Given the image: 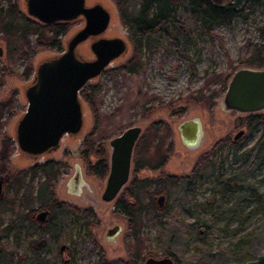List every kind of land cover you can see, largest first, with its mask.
<instances>
[{
  "label": "rangeland",
  "instance_id": "374dc122",
  "mask_svg": "<svg viewBox=\"0 0 264 264\" xmlns=\"http://www.w3.org/2000/svg\"><path fill=\"white\" fill-rule=\"evenodd\" d=\"M9 3H16L20 11L26 13L25 0H0V8ZM86 4H101L110 12L111 21L105 37L127 39L113 0H86ZM69 24V31L62 37L63 50L66 42L84 26V20L78 18ZM262 25L264 7L257 9L247 21L236 20L231 27L216 26L209 39L188 43L187 53L192 63L177 57L166 44H160L152 54H141L144 65L136 74L116 71L132 56V47L128 43L124 55L81 89L92 91L91 104L79 93L83 106L82 132L76 136H64L57 151L36 161L18 153L14 129L26 110L24 90L32 81L37 64L59 53L35 50V37L28 35L19 52L7 54L0 34V48L3 51L0 56V176H11L34 165L54 161L59 164V177L52 187L55 200L79 209H90L95 215L88 228L77 219L69 218L59 235L58 243L50 247L45 258L56 260L54 264H65L66 259L69 260L67 264H98L102 252L111 263L124 261L144 264L149 257H162L167 247V236L158 220L144 224L138 258L132 257L137 251L132 246L128 219L116 209V202L133 179L155 180L168 175L191 177L198 160L210 154L211 160L219 162L223 157L226 161L220 164L221 168L205 178L196 181L191 179L194 184L188 186L191 197L189 206L185 208L177 200H168L172 217L186 224L197 223L196 229L204 236L198 239L194 234L184 235L186 243L181 251L183 258L186 261L197 258L201 256V249L208 252L224 249L231 255L227 264H246L257 259V256L247 258L249 237L251 232L264 229V197L261 202L248 200L236 211H229L227 207L232 199L222 198L214 185L220 176L229 177L246 170L244 181L264 196V164L259 168H248L252 153L264 138V125L249 133V115L228 112L222 106L232 76L240 68L247 67L244 61L251 54V46L260 42L259 28ZM89 46L90 40L78 48L79 56L85 60L94 58ZM28 68L31 72L26 79L23 74ZM193 118L202 120L206 142L198 149L190 150L182 144L178 126ZM157 123L162 124L158 135H165L167 143H173L165 167L158 171L142 169L134 172L132 160L128 184L114 201L102 202L100 197L107 174L101 178L90 170L101 160V152H104L102 158L108 161L109 142L113 138L133 126L141 127V137L145 136L151 126ZM242 130H245L246 136L239 145L237 155L248 151L247 158L236 160L235 153L228 148L222 153L211 154L217 143L233 140ZM76 166L80 167L83 184L79 194L73 195L69 194V182ZM37 179L38 176L34 178V186ZM34 207L32 217L41 208L39 202H35ZM0 213L6 224L14 217L8 208L1 209ZM116 225L121 227V232L114 239L108 240L106 231ZM19 230L22 232L19 247H16V243L12 244L11 238H0V245L2 247L8 242L16 249L17 257L25 261L28 252L26 246L30 238L37 236V231H31L27 237L25 231L21 228ZM61 245L67 249L63 254L59 252ZM128 245L131 248L128 249ZM175 260L180 264L179 257H175Z\"/></svg>",
  "mask_w": 264,
  "mask_h": 264
},
{
  "label": "trees",
  "instance_id": "16d2710c",
  "mask_svg": "<svg viewBox=\"0 0 264 264\" xmlns=\"http://www.w3.org/2000/svg\"><path fill=\"white\" fill-rule=\"evenodd\" d=\"M116 4L118 16L122 26L126 30L127 41L132 47V56L125 65L117 70L128 71L136 74L142 69L144 62L141 54H152L160 46L166 44L174 54L186 62H193L187 53L189 42L207 40L216 26L231 27L236 20L247 21L257 10L264 7V0H230L225 5H216L212 0H113ZM69 23H56L42 25L27 17L20 11L16 3H9L0 8V34L4 42L7 54L19 52L28 35H33L35 50H52L56 53L63 51L62 37L69 31ZM260 42L251 46V54L244 61L250 68L264 67V25L259 28ZM194 65V63H193ZM31 69L23 74L29 78ZM92 91L81 90L80 96L91 104ZM212 98V97H211ZM261 123L264 124V116H251L248 118L249 133H252ZM162 124H153L148 134L138 140L133 157L134 172L142 169L158 170L163 168L173 150V143L165 140V135H158ZM155 139L157 142H155ZM230 140H222L217 143L211 154L223 152L225 148L235 153V159L247 158L248 151L243 155H237L240 146L231 143ZM101 160L90 168L93 174L104 177L108 172L107 160ZM249 163L250 169L259 168L264 164V138L260 140L252 153ZM226 161L221 157L218 161L210 159V154L201 157L196 163L190 179L201 180L215 170L221 168L220 164ZM59 164L49 161L27 170L20 171L10 176V182L5 189V196L0 202V210L8 208L14 217L5 223L0 213V238H11L16 247L21 244V230L27 233L31 225L29 215L34 210V203L39 202L41 207H49L52 215L59 219L58 229L65 228L69 218L77 219L81 225L88 228L94 220V213L90 209H79L65 203L50 205L53 183L59 177ZM243 170L232 176H220L214 187L220 196L232 199L227 210L236 211L238 207L248 200L261 202L263 195L253 186L244 181ZM38 176L34 186V178ZM176 179L174 182L171 179ZM182 180L177 176L168 179H133L120 199L116 202V209L128 220L127 225L131 235L132 246L136 247L133 258L137 259L139 247L142 246L141 229L146 222L158 220L167 236L165 255L179 257L180 264H227L231 255L224 249L218 252H208L201 249V256L196 261L192 258L186 261L181 252L185 248L186 234H194L198 239L204 236L196 229L197 223L186 224L171 215L170 205L160 208L154 201L159 194H167L168 200H177L187 208L191 197L186 190V178ZM32 226V225H31ZM48 230H42L38 239H29L31 254L25 256V261L17 256L16 249L8 242L0 249V264H54L56 260L46 259L41 256V250H36L37 243H44L48 250L56 241V236ZM249 249L247 258L259 256L264 251V229L260 232H251L249 237ZM127 248H131L130 245ZM181 253V255H179ZM247 261H250L248 259ZM98 264H132L124 261L117 263L108 262L103 253H100ZM247 264V263H246Z\"/></svg>",
  "mask_w": 264,
  "mask_h": 264
},
{
  "label": "water",
  "instance_id": "95a60500",
  "mask_svg": "<svg viewBox=\"0 0 264 264\" xmlns=\"http://www.w3.org/2000/svg\"><path fill=\"white\" fill-rule=\"evenodd\" d=\"M216 5H225L230 0H212ZM27 17L42 25L69 23L78 18L84 26L66 42L64 50L56 56L39 62L32 81L24 90L27 107L17 121L14 140L19 154L41 156L55 152L66 135L76 136L83 129V106L79 96L85 84L97 78L113 61L128 50V41L120 37L107 38L111 14L101 4L87 5L86 0H25ZM90 40L92 60H85L78 54L79 46ZM3 54L0 48V56ZM223 109L239 114L264 113V67H243L232 76L222 102ZM182 144L198 149L206 137L200 118L185 120L178 126ZM142 134V128L133 126L109 142L108 172L101 201L110 203L116 199L128 184L135 146ZM245 132L240 131L235 140ZM9 175L0 176V202L4 198V185ZM79 166L69 182V194L78 195L82 186ZM165 196H159L157 203L162 207ZM47 212H40L37 220L43 222ZM121 232L116 225L106 231L108 240ZM145 264H175L169 257L148 258ZM247 264H264V251L256 260Z\"/></svg>",
  "mask_w": 264,
  "mask_h": 264
},
{
  "label": "flooded vegetation",
  "instance_id": "af4514ba",
  "mask_svg": "<svg viewBox=\"0 0 264 264\" xmlns=\"http://www.w3.org/2000/svg\"><path fill=\"white\" fill-rule=\"evenodd\" d=\"M261 115V113L260 114H250L249 115V117L248 118H250L251 116H260ZM247 121H248V119H247ZM264 124L263 123H261L259 126H263ZM247 128L249 129V127H248V123H247ZM244 132H245V130H243ZM246 134V133H245ZM243 135L240 139H238V140H235V137H234V139L233 140H230V142L228 143V145L229 146H231V143H233L234 145H236V146H239L240 145V143H241V141L243 140V138L246 136V135ZM51 153H53V152H51ZM51 153H48V154H51ZM48 154H43V155H41V156H31V155H26V154H20V155H22L23 157H26V158H28L29 160H31V161H36V160H38V159H40V158H42L43 156H46V155H48ZM46 162H49V161H46ZM46 162H43V163H46ZM42 163V164H43ZM37 165H40V164H37ZM37 165H34V166H37ZM34 166H32V167H34ZM165 167V166H164ZM163 167V168H164ZM31 168V167H30ZM163 168H160V169H163ZM160 169H158V170H160ZM157 170V171H158ZM9 177H10V175H9ZM168 177H170V175H168V176H165L164 178H159V179H168ZM36 178V177H35ZM180 179L179 180H182L183 178L182 177H179ZM176 179H174V178H172L171 179V181L172 182H174ZM191 180V179H190ZM9 182H10V180H9ZM8 182V183H9ZM7 183V184H8ZM7 184H5L4 185V196H5V187L7 186ZM54 184V183H53ZM194 184V182H192V180L189 182V186H191V185H193ZM186 190L188 191V177L186 178ZM165 196V200L164 201H162V207H160V208H165L166 206H167V203H168V196H167V194H159V195H157V197H156V203H159V202H157V198L159 197V196ZM4 199V198H3ZM3 201V200H2ZM1 201V202H2ZM53 202H56V204H61V203H64V202H58V201H56L55 200V198H54V195H53V191H52V198H51V200H50V205H53L54 203ZM66 204V203H65ZM68 205V204H67ZM33 211H35V207H34V210ZM33 211H32V213H33ZM42 211H44V212H47V215H46V218H45V220L43 221V222H40V221H38L37 220V215L40 213V212H42ZM32 213L29 215V221H30V223H31V225H30V227H29V231H28V233H27V235H30V233H31V231H33V230H36L37 231V236L36 237H34V238H32V239H38L39 237H40V235H41V232H42V230H48V233H47V235L45 236V237H47V236H50V234L51 233H54L55 234V236H56V241H57V243H58V238H59V235H60V233H62V231L64 230V228L63 227H61L60 228V230L58 229V223H59V219L56 217V216H54V215H52V210L49 208V207H41V208H38L37 210H36V212H35V215L32 217ZM25 231V230H24ZM56 243V242H55ZM55 243H53V244H55ZM12 244L14 245V242H12ZM27 250H28V252H27V254H31L32 253V251H30V245H29V241H28V244H27ZM0 249H1V245H0ZM36 250H41V256H45V255H47V253H48V248L46 247V245L44 244V243H37L36 244V247H35V251ZM65 250H67L66 249V247H65V245H61L60 247H59V252L60 253H64L65 252ZM166 257H169V258H171L172 260H173V262L175 263V264H179L176 260H175V257L174 256H170V255H163L162 257H159V258H155V259H164V258H166ZM15 258H17V256H15ZM150 258V257H149ZM152 258H154V257H152ZM46 259H48V258H46ZM64 263L65 264H67V263H69V260L68 259H66L65 261H64ZM145 264V263H144Z\"/></svg>",
  "mask_w": 264,
  "mask_h": 264
}]
</instances>
